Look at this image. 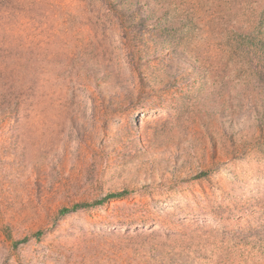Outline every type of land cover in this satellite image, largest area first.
Returning <instances> with one entry per match:
<instances>
[{"label":"rangeland","instance_id":"1","mask_svg":"<svg viewBox=\"0 0 264 264\" xmlns=\"http://www.w3.org/2000/svg\"><path fill=\"white\" fill-rule=\"evenodd\" d=\"M0 264H264V0H0Z\"/></svg>","mask_w":264,"mask_h":264},{"label":"trees","instance_id":"2","mask_svg":"<svg viewBox=\"0 0 264 264\" xmlns=\"http://www.w3.org/2000/svg\"><path fill=\"white\" fill-rule=\"evenodd\" d=\"M119 196H122L121 194H113V195H109L107 198H115V197H119ZM82 206H87V205H75L72 209H76V208H79V207H82ZM69 210L68 209H62L61 210V213H66L68 212Z\"/></svg>","mask_w":264,"mask_h":264}]
</instances>
